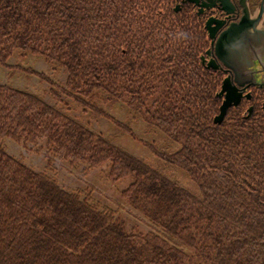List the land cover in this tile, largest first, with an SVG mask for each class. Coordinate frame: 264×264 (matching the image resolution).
Wrapping results in <instances>:
<instances>
[{
    "label": "trees",
    "instance_id": "obj_1",
    "mask_svg": "<svg viewBox=\"0 0 264 264\" xmlns=\"http://www.w3.org/2000/svg\"><path fill=\"white\" fill-rule=\"evenodd\" d=\"M168 0H0V66L15 50L65 72L61 84L30 66L54 100L0 83V264H264V112L227 108L220 73L201 62L206 35ZM126 106L175 149L138 138ZM75 104L138 139L165 165L184 171L197 194L158 167L92 130ZM3 138L52 159L105 165L120 196L149 229L100 207L92 188L67 190L10 155Z\"/></svg>",
    "mask_w": 264,
    "mask_h": 264
},
{
    "label": "rangeland",
    "instance_id": "obj_2",
    "mask_svg": "<svg viewBox=\"0 0 264 264\" xmlns=\"http://www.w3.org/2000/svg\"><path fill=\"white\" fill-rule=\"evenodd\" d=\"M201 54H204V50ZM201 54L200 58L202 56ZM16 64L30 66L36 71L44 72L61 84L65 80V72L61 69H52V66L39 55L29 53L20 55L19 50L13 51L7 59L6 64L0 66V83H7L12 87L37 93L49 103H53L54 100L46 92L47 84L40 81L32 74H26L23 70L15 69L14 66ZM219 88L220 86L217 89V93ZM219 97L222 99L221 96ZM104 107L111 115L119 120L131 118L126 106L123 104L118 103L113 106L104 105ZM241 108V112L244 115V107L241 106ZM218 111L219 106L217 113ZM69 112L76 116L79 121L88 125L92 130L101 132L104 135H112L114 144L125 148L128 152L137 157L143 158L152 166L158 167L164 174L176 179L181 186L197 194L196 186L184 171L171 165H165L162 160L155 156L146 146L139 142L138 139L132 138L127 134H121L107 118L95 117L89 112H84L81 107L75 104L70 105ZM131 119L133 130L138 138L145 141H153L160 147L162 146L172 150L177 147L175 143L170 144L161 132L147 131L146 125L140 117ZM2 143L7 153L22 160L23 163L34 170H40L53 176L62 188L74 191L92 188L91 197L100 207L106 206L117 210L125 219L126 225L128 226L137 225L138 228L143 231L149 229L147 220L144 219L139 212L130 208L120 196L121 188L129 182L128 177L112 182L105 176V165L89 168L82 164L69 165L65 160L58 158H53L51 168H48L46 166L47 156L44 149L35 151L34 147L32 148L30 145L24 147L21 142H16L10 138H3Z\"/></svg>",
    "mask_w": 264,
    "mask_h": 264
},
{
    "label": "flooded vegetation",
    "instance_id": "obj_3",
    "mask_svg": "<svg viewBox=\"0 0 264 264\" xmlns=\"http://www.w3.org/2000/svg\"><path fill=\"white\" fill-rule=\"evenodd\" d=\"M168 1L173 12H187L198 25V31L202 30L207 36V46L203 54L205 59L201 61L205 65L208 59H213L218 65L214 70L220 73L219 86L225 76H229L230 81L236 85L241 96L235 106H243L245 116L254 117L264 112V0ZM207 21L215 38L229 26L244 34L243 41L247 50L243 60V71L238 76L241 84L236 82L234 70L226 68L215 55L214 45H211V38L208 35L209 29L206 27ZM239 25L243 27L238 29ZM206 48H209L208 53L205 52Z\"/></svg>",
    "mask_w": 264,
    "mask_h": 264
},
{
    "label": "water",
    "instance_id": "obj_4",
    "mask_svg": "<svg viewBox=\"0 0 264 264\" xmlns=\"http://www.w3.org/2000/svg\"><path fill=\"white\" fill-rule=\"evenodd\" d=\"M206 27L209 29V21L206 22ZM241 27H243V25H239L238 29ZM208 35L211 38V45H214V53L217 58L226 68L234 70L236 74V82L241 84L242 82L238 76L243 71V60L245 59V52L247 50V46L243 41L244 34L237 32L235 28L229 26L222 30L216 38L212 29H209ZM205 52L208 53L209 48L206 49ZM201 58L202 60L205 59L203 55ZM206 65L212 69H216L218 67L213 59H208ZM217 94L221 96L222 99L219 105V111L214 116V119L216 121H220L228 107L237 105L240 100L241 92L237 91L236 85L230 81L229 76H225L221 81Z\"/></svg>",
    "mask_w": 264,
    "mask_h": 264
}]
</instances>
